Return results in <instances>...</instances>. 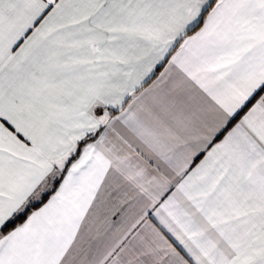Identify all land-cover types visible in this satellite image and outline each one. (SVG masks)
Masks as SVG:
<instances>
[{"label":"snow or ice","instance_id":"obj_1","mask_svg":"<svg viewBox=\"0 0 264 264\" xmlns=\"http://www.w3.org/2000/svg\"><path fill=\"white\" fill-rule=\"evenodd\" d=\"M0 264H264V0H0Z\"/></svg>","mask_w":264,"mask_h":264}]
</instances>
